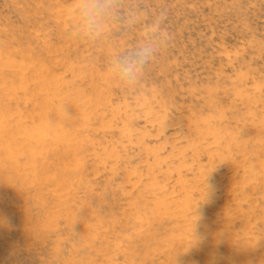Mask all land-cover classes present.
Returning <instances> with one entry per match:
<instances>
[{
	"label": "rangeland",
	"instance_id": "374dc122",
	"mask_svg": "<svg viewBox=\"0 0 264 264\" xmlns=\"http://www.w3.org/2000/svg\"><path fill=\"white\" fill-rule=\"evenodd\" d=\"M78 5L0 0V264H264V0H121L91 39Z\"/></svg>",
	"mask_w": 264,
	"mask_h": 264
},
{
	"label": "clouds",
	"instance_id": "9594fccd",
	"mask_svg": "<svg viewBox=\"0 0 264 264\" xmlns=\"http://www.w3.org/2000/svg\"><path fill=\"white\" fill-rule=\"evenodd\" d=\"M123 11L121 0H79L76 9V30L86 38H95L106 31L113 22L121 19ZM165 16H161L152 24L146 26L145 37L138 44L118 56L112 65V71L116 80L125 86L134 85L145 66L150 62L154 54V34L160 30ZM129 20L132 23L139 21L138 14H131ZM67 113V109H63ZM209 174L205 179V196L211 192V184L208 183ZM194 220L192 227L194 226Z\"/></svg>",
	"mask_w": 264,
	"mask_h": 264
},
{
	"label": "bare ground",
	"instance_id": "6f19581e",
	"mask_svg": "<svg viewBox=\"0 0 264 264\" xmlns=\"http://www.w3.org/2000/svg\"><path fill=\"white\" fill-rule=\"evenodd\" d=\"M11 67L13 68V67H14V64L11 65ZM36 69H38V68H36ZM17 70H18V73H24V72H27L24 68H21V69H20V68L18 67ZM17 70H16V72H17ZM35 72H37V71H35ZM38 74H39V73H38ZM38 76H40V74H39ZM11 82H12V81H11ZM20 84H22V83H20ZM23 85H24V84H23ZM23 85H21V86L23 87ZM12 86H14V85L12 84ZM10 87H11V86H10ZM16 87H17V85H16ZM10 89H11V88H10ZM14 89H16L15 86H14ZM61 111H62V110H61ZM61 111H60V112H61ZM61 113H64V112L62 111ZM64 114H66V113H64ZM11 120H12V119H11ZM11 123H12V122H11ZM55 126H56V125H55ZM53 127H54V126H53ZM54 131H55V130H54ZM1 132H2V131H0V134H1ZM43 134L45 135V133H43ZM40 135H41V134H40ZM40 135H39V136L37 135L38 137L35 136V137H37V139H38V140H35V141H41V140H43V138H45V136H46V135H45V136L43 135V136H44V137H43V136H40ZM32 136H33V135H32ZM32 136H31L30 138H32ZM0 137H1V136H0ZM9 142H10V141H9ZM16 143H17V142H16ZM8 146H10V145H8ZM1 149H2V148H1ZM2 150H3V149H2ZM10 153H11V151H10ZM216 236H218V235L216 234L215 237H213V238L216 239V238H217ZM220 237H221V239H225V238H224L225 235H223V234H220Z\"/></svg>",
	"mask_w": 264,
	"mask_h": 264
}]
</instances>
